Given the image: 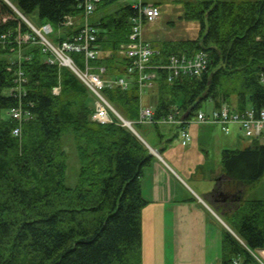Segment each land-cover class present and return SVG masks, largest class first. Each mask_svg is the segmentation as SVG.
Masks as SVG:
<instances>
[{"label":"trees","instance_id":"trees-1","mask_svg":"<svg viewBox=\"0 0 264 264\" xmlns=\"http://www.w3.org/2000/svg\"><path fill=\"white\" fill-rule=\"evenodd\" d=\"M9 1L0 0V264H143L142 212L148 200L142 178L157 156L144 141L155 147L144 133L146 124L138 121L137 77L128 88L108 86L103 94L144 140L111 110L112 121L94 120L97 96L81 77L67 65L50 63L39 42L16 41L31 28L14 6L27 17L37 13L41 25L52 24L50 38L58 42L83 27L77 0ZM117 1L101 0L97 10ZM184 3L183 17L199 23V36L166 42L152 62L204 50L209 67L200 76L172 81L168 69L153 70L156 85L145 94L154 108L149 124L167 144L174 138L161 133V120L176 107L198 110L211 102L214 108L264 109V0ZM134 11L126 3L99 19L91 17L101 49L98 58L88 60L94 73L130 77V60L119 50L130 41ZM68 17L74 18L71 24ZM70 56L78 68L85 67L83 51ZM17 69L27 82L23 93L12 94ZM18 106L32 115L15 119L10 110ZM67 132L74 135L80 159L75 187L65 184L68 153L62 138ZM220 175L212 204L236 233L224 227L221 264H262L254 251L264 249V197L253 192L264 177V138H252L243 149H224Z\"/></svg>","mask_w":264,"mask_h":264},{"label":"built area","instance_id":"built-area-1","mask_svg":"<svg viewBox=\"0 0 264 264\" xmlns=\"http://www.w3.org/2000/svg\"><path fill=\"white\" fill-rule=\"evenodd\" d=\"M79 7L83 9L85 23L79 34L68 40L53 42L48 37L53 32L50 24H46L41 28H37L29 22L32 31L20 34L16 37L19 44L25 42H39L44 46V50L49 53V62H58L61 65H69L81 79L89 86L93 93L97 96V110L93 115L94 120L100 122L112 121L110 110L120 117L114 106L103 95V89L106 86H121L127 88L130 85V79L126 76L106 79L98 73L91 70L88 63L89 59H96L100 55V50L95 44L97 39V28L92 26L88 19L96 10L101 0H77ZM135 10L131 16L132 31L130 41L122 44L120 52L129 58L128 72L137 77V82L141 92L154 86L156 77V68H166L169 70V80H173L180 75L199 76L209 67V55L204 50L194 51L192 53L179 52L173 53L169 62L162 64H154L153 58L160 50L144 39L143 28L147 23H151L158 19L161 10L158 6L145 4L141 1L132 3ZM74 18L68 17L66 24H71ZM3 38L7 40L6 34ZM14 42V41H9ZM14 49V47H13ZM72 51H83L86 57V65L83 69H79L74 60L70 56ZM105 70V69H104ZM15 80L17 85L10 90V93H23L24 83L27 82L24 72L17 69L15 72ZM264 80V77H263ZM54 92L58 93L59 88H54ZM182 110L178 107L161 120L163 123H171L181 125L180 141L182 145H189L192 141V134L189 127L193 124H216L219 125L225 133H230V125H238L246 137L264 136V109L255 110L249 108L244 111H235L229 105H223L221 108L211 111L200 110L196 116L183 119ZM10 115L22 122L25 118L31 116V111L22 106L13 107ZM154 110L151 106L144 105L140 110L139 122L152 123ZM20 128L14 129V134L18 135Z\"/></svg>","mask_w":264,"mask_h":264},{"label":"crops","instance_id":"crops-1","mask_svg":"<svg viewBox=\"0 0 264 264\" xmlns=\"http://www.w3.org/2000/svg\"><path fill=\"white\" fill-rule=\"evenodd\" d=\"M148 3L159 4L162 8L158 2ZM195 127L196 138L202 136V139H205L209 135L211 138L217 126L206 124ZM151 142L155 147L148 142L147 144L158 149L159 156L155 154L157 160L146 169L142 178L143 195L148 200L142 212L143 264L146 261L144 246L147 228L150 227L154 232L163 227L166 212L171 213L172 220L173 264H221L224 227L236 235L222 214L217 211L219 207L216 209L212 204L211 192L222 179L220 175L222 152L220 163L216 167H211L208 172L204 169L205 166H202L201 172V169L189 171V175H194L193 179L196 180V184L192 185L171 165L166 156L167 148L172 143L159 142L156 138ZM254 255L264 264V249H256ZM154 257V260L162 258L158 252Z\"/></svg>","mask_w":264,"mask_h":264},{"label":"rangeland","instance_id":"rangeland-1","mask_svg":"<svg viewBox=\"0 0 264 264\" xmlns=\"http://www.w3.org/2000/svg\"><path fill=\"white\" fill-rule=\"evenodd\" d=\"M134 0H119L114 4L99 9L95 17L99 19L108 11L114 12L126 3H131ZM147 2H158L162 5V14L160 18L153 23L145 26V37L156 46L162 48L168 41H176L185 38H196L199 36V23L196 21L187 20L185 17L184 1H198V0H145ZM34 24L41 26L39 16L37 13L29 14L28 17ZM57 29L55 34L57 33ZM54 34V35H55ZM16 57L17 54H12ZM106 98V97H105ZM107 99V98H106ZM145 101V99H144ZM146 103V102H145ZM211 102H204L203 109H210ZM115 108V107H114ZM231 132L226 134L219 126L215 127L210 138L206 136L205 139L196 138L197 127L191 126L194 139L189 146H183L180 139L175 136L178 128L174 125L162 124L160 127L161 133L165 136L173 137L174 140L168 146V154L166 155L171 165L181 173L192 185L196 184L193 179L194 175H189L190 170H203L201 166L208 172L211 167H216L221 160L222 149H243L248 146L251 140L245 137L242 130H239L237 125H230ZM144 133L150 140L155 138L159 140L156 128L151 124H146ZM146 142V141H145ZM63 147L68 153V169L66 174L65 184L69 187H75L79 180L80 159L78 156L74 135L71 132L64 134L62 138ZM147 144V142H146ZM171 154V156H170ZM200 167V168H199ZM253 196L264 197V177L261 179L259 188L253 192ZM164 226L154 231L148 227L145 235V264H173V233L171 226V213L166 212ZM154 242V243H153ZM155 248V250H154ZM157 252L162 258H156L154 255ZM144 261V260H143Z\"/></svg>","mask_w":264,"mask_h":264},{"label":"water","instance_id":"water-1","mask_svg":"<svg viewBox=\"0 0 264 264\" xmlns=\"http://www.w3.org/2000/svg\"><path fill=\"white\" fill-rule=\"evenodd\" d=\"M193 110V108H190L189 110H188V112L185 114V116H188L189 115V113L191 112ZM125 122H126V124L142 139V140H144L143 138H142V136L138 133V131L133 127V125L130 123V122H128L126 119H124L123 117H121ZM145 141V140H144ZM149 147H150V149H151V151L154 153V154H156L157 156H159V151H158V149H156V148H153V147H151L149 144H147Z\"/></svg>","mask_w":264,"mask_h":264},{"label":"bare ground","instance_id":"bare-ground-1","mask_svg":"<svg viewBox=\"0 0 264 264\" xmlns=\"http://www.w3.org/2000/svg\"><path fill=\"white\" fill-rule=\"evenodd\" d=\"M200 110H204V111H206L207 109H203L202 107L199 108L198 111L194 114V116H196ZM220 128H221V127H220ZM221 129H222V128H221Z\"/></svg>","mask_w":264,"mask_h":264}]
</instances>
